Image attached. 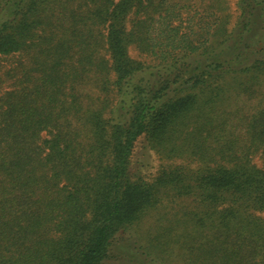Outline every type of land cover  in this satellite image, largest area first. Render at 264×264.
I'll return each mask as SVG.
<instances>
[{
  "label": "trees",
  "instance_id": "obj_1",
  "mask_svg": "<svg viewBox=\"0 0 264 264\" xmlns=\"http://www.w3.org/2000/svg\"><path fill=\"white\" fill-rule=\"evenodd\" d=\"M231 3L0 0V264H264V0Z\"/></svg>",
  "mask_w": 264,
  "mask_h": 264
},
{
  "label": "rangeland",
  "instance_id": "obj_2",
  "mask_svg": "<svg viewBox=\"0 0 264 264\" xmlns=\"http://www.w3.org/2000/svg\"><path fill=\"white\" fill-rule=\"evenodd\" d=\"M231 9L233 12H235L236 10V6H235V0H231ZM237 15V13H236ZM132 57H139L138 51L134 48L131 49L130 51ZM9 62H3V66L4 69L8 68L9 65L12 63V61L14 62V59H8ZM5 64H7L8 66H6ZM90 91L94 92L93 89H91V86H87L85 88V92H88L90 95ZM82 92V93H83ZM89 101V100H88ZM141 145V144H140ZM159 160L156 158V155L154 153H152L151 151H146L144 148H142V146H139L136 149L135 155H134V167L143 173H155V171L159 168Z\"/></svg>",
  "mask_w": 264,
  "mask_h": 264
}]
</instances>
